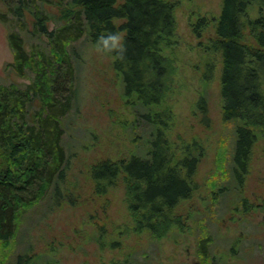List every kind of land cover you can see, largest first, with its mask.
<instances>
[{"label":"trees","instance_id":"16d2710c","mask_svg":"<svg viewBox=\"0 0 264 264\" xmlns=\"http://www.w3.org/2000/svg\"><path fill=\"white\" fill-rule=\"evenodd\" d=\"M3 1L6 11L0 15L6 19L4 15L11 14L21 28L25 27V11L34 8L32 32L40 45L27 47L19 32L9 31L14 52L9 65L18 75L32 74L33 79L23 86L0 84V242L13 237L23 209L50 186L52 196L61 197L59 183L65 178L67 163L62 119L76 98L77 54L70 45L83 35L112 57V66L121 78V92L135 117L129 127L136 151L120 160L93 163L89 172L96 191L104 193L121 179L137 231L160 237L180 226L182 218L175 209L198 187L193 177L204 148L197 139L175 148L168 137L173 114L164 102L170 90L172 61L165 49L175 39L173 2ZM257 2L259 13L250 18L248 9ZM45 4L57 7L52 19L60 24L51 30L47 27L51 15L44 10ZM214 21L215 34L203 47L208 54L215 52L221 58V113L223 122L232 129L225 171L240 189L255 145L264 139V0H221ZM112 35L119 37L115 47L110 39L104 43L103 38ZM211 69L208 66L204 75L208 79ZM197 107L207 123L205 95L199 97ZM227 187V182L214 181L208 196L216 201ZM198 253L201 264H220L207 257L203 238Z\"/></svg>","mask_w":264,"mask_h":264},{"label":"rangeland","instance_id":"374dc122","mask_svg":"<svg viewBox=\"0 0 264 264\" xmlns=\"http://www.w3.org/2000/svg\"><path fill=\"white\" fill-rule=\"evenodd\" d=\"M170 1L176 32L174 43L165 49L172 61L164 102L173 114L168 137L175 148L193 139L204 148L193 177L198 187L175 209L182 224L160 237L137 231L121 179L104 193L96 191L89 172L92 164L120 160L136 151L129 127L135 117L121 92L112 57L83 35L70 45L77 54L76 98L62 119L67 163L59 183L61 197L52 196L50 186L23 209L13 237L0 242V264H201L200 238L205 239L207 257L220 264H264V139L255 145L239 189L225 171L232 129L221 113V58L203 47L215 34L221 0ZM259 9V2L252 3L249 17H256ZM33 10L25 11L23 28L11 14L4 15L8 21L0 15V84L23 86L33 79L32 74L18 75L9 65L14 52L8 40L12 29L27 47L40 45L32 32ZM44 10L51 15L49 30L56 28L60 24L52 19L56 5L45 4ZM5 11L0 0V12ZM208 66L209 79L204 76ZM201 95L206 99L207 123L197 107ZM214 181L228 183V191L216 201L208 196Z\"/></svg>","mask_w":264,"mask_h":264},{"label":"clouds","instance_id":"9594fccd","mask_svg":"<svg viewBox=\"0 0 264 264\" xmlns=\"http://www.w3.org/2000/svg\"><path fill=\"white\" fill-rule=\"evenodd\" d=\"M104 39V43L107 45L108 44V40L110 39V40H112L113 41V47H115L116 46V44H117V41L119 40V37L118 36H116V35H112V36H109L108 38H103Z\"/></svg>","mask_w":264,"mask_h":264}]
</instances>
